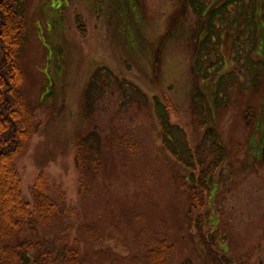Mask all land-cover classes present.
Returning <instances> with one entry per match:
<instances>
[{
	"label": "rangeland",
	"instance_id": "1",
	"mask_svg": "<svg viewBox=\"0 0 264 264\" xmlns=\"http://www.w3.org/2000/svg\"><path fill=\"white\" fill-rule=\"evenodd\" d=\"M180 1L30 0L28 45L20 66L23 91L40 127L17 163L22 192L32 200L31 188L42 166L54 188L66 189L81 213L69 229L60 231L63 223L55 222L49 230L70 240L84 239L86 264H145L148 242L161 235L176 246L170 264H208L186 216L182 166L162 146L151 106L134 90L125 98L124 85L132 84L173 101L171 119L186 129L193 145L204 142L201 120L192 111L194 94L203 90L213 109L208 122L227 150L210 182L205 234L231 257V264H264V23L259 19V28L248 24L246 0L230 4L228 25L236 29L230 27L222 38L220 71L227 73L218 100L213 93L218 75L210 82L193 70L195 38L186 32L175 39L168 34ZM255 2L250 0V10ZM182 9L184 27L190 30L196 19L190 5ZM210 61L218 63L216 54ZM99 67L104 73L96 83L93 108L86 113V89ZM127 129L144 141L138 164L135 159L126 162L111 148V136ZM92 132L102 143L103 166L92 190L79 194L75 143L77 135ZM83 223L101 230L99 237L89 238Z\"/></svg>",
	"mask_w": 264,
	"mask_h": 264
},
{
	"label": "trees",
	"instance_id": "2",
	"mask_svg": "<svg viewBox=\"0 0 264 264\" xmlns=\"http://www.w3.org/2000/svg\"><path fill=\"white\" fill-rule=\"evenodd\" d=\"M234 1L238 0H181L178 17L173 16L168 30L174 39L183 36L185 32L195 38L193 70L198 78L210 82L213 80L212 75H218L216 78L219 84L213 91L214 98L218 100L222 96L220 86L227 73L220 71L224 61L220 48L223 35L232 27L228 25V15L230 4ZM246 2L248 24L263 27L259 25V19L264 23V0L253 3L252 10L248 7L250 0ZM133 4L136 3L133 1ZM188 5L197 22L190 30L184 27L186 16L182 9ZM29 6L30 0H0V264H86L84 239L75 237L70 240L69 236L61 232L51 233L49 230L55 222L63 223L60 231L69 229L73 224L71 220L81 213L66 189L60 186L54 188L49 174L44 170L45 166H42L31 188L32 200H26L22 192V177L17 163L28 151L31 139L40 127L36 109L23 91L24 72L20 66V58L28 45ZM235 29L233 26L231 30ZM240 39L241 36H238ZM213 54L218 58L217 64L210 61ZM102 73L104 71L99 67L88 84L86 113H90L93 108L98 91L96 83ZM255 76L259 77L260 74ZM229 79H232L231 75ZM232 80V84L237 82L236 79ZM124 86L128 89L125 98L131 97L129 94L134 90L144 105L151 106L153 116L160 126L162 146L182 166L181 178L185 184L182 196H186L189 201L186 216L196 229V237L204 249L206 262L231 264V257L220 251L217 241L210 239L204 231L210 217V182L227 158V150L219 131L208 122L213 110L208 97L201 88L194 94L197 98L193 99L192 111L201 120L199 125L203 127L204 142L193 145L187 138L186 129L171 119L175 109L173 101L164 100L158 94L149 95L138 85L132 84L130 88ZM133 131L127 129L123 134H113L110 143L112 150L122 155L126 162L135 159L138 164L143 159L144 141ZM210 140L211 148L204 147ZM101 151L102 143L96 133L84 137L77 135L74 160L79 178V194L91 191V184L99 178L103 166ZM83 226L88 224L83 223ZM88 231L89 238L96 235L97 239L101 234V230L92 226H88ZM175 247L164 235L154 242H148L144 252L145 264H170Z\"/></svg>",
	"mask_w": 264,
	"mask_h": 264
}]
</instances>
